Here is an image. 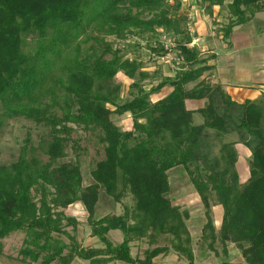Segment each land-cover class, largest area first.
<instances>
[{"label": "trees", "instance_id": "obj_1", "mask_svg": "<svg viewBox=\"0 0 264 264\" xmlns=\"http://www.w3.org/2000/svg\"><path fill=\"white\" fill-rule=\"evenodd\" d=\"M170 1L0 0V132L14 118L43 129L36 143L27 129L14 160L0 157V241L22 232L20 261L154 264L172 251L194 264L189 211L168 197V170L180 167L205 209L201 236L210 239L208 248L215 251L219 242L223 255L227 244L239 250L241 260L214 264H264V93L239 103L213 82L214 65L191 44L187 9L180 10L181 0ZM191 5L203 6L208 16L214 8L216 17L225 11V24L213 21L227 47L233 27L264 12V0H188ZM132 37L144 41L151 60L171 56L172 73L163 75L159 64L143 70L140 42ZM119 76L131 80L125 97ZM145 80L157 83L146 89ZM164 88L165 96L150 100ZM204 99L203 107H186L188 100ZM124 113L129 129L111 118ZM194 113L201 123H193ZM209 129L217 139L233 131L238 139L220 142L214 154ZM84 140L102 151L89 162L86 184L79 162L88 150ZM237 143L250 151L243 182ZM100 192L114 203L128 193L132 207L95 217ZM210 199L222 207L217 230ZM75 204L99 246L77 240L80 221L64 211ZM111 230L121 232V242L110 241ZM160 235L168 236L167 245L145 249L143 258L131 255L132 242L154 244Z\"/></svg>", "mask_w": 264, "mask_h": 264}, {"label": "rangeland", "instance_id": "obj_2", "mask_svg": "<svg viewBox=\"0 0 264 264\" xmlns=\"http://www.w3.org/2000/svg\"><path fill=\"white\" fill-rule=\"evenodd\" d=\"M171 3L173 2L170 1ZM181 9L184 10L187 9L186 12L190 17L191 22H189V29L194 35L191 39V44L196 45L199 48L200 51V57L203 59H206L207 64H211V60L209 58L210 53H216L217 56H219V60H221V64H224L227 62L225 60V52L227 44L220 39L219 36H221L222 33L216 34V23L214 24L213 20H217V17L214 16L216 13V8H214V14L212 16H208L204 12L203 6H194L191 5L188 7V0H181ZM225 11L221 10L218 19L223 20L221 24L226 23L225 19ZM256 24H260L258 19H263L264 21V13L261 12L258 15L256 14L255 18ZM260 20V21H261ZM236 27L232 28V31L235 30ZM231 31V32H232ZM248 31L249 32V38L250 41H252L253 44L257 47L258 44L257 41L259 40L258 34L256 29H248L246 27H241L238 32ZM215 32V36L213 37V34ZM263 37V34L261 38ZM109 39H112L109 37ZM231 39V37H230ZM131 41L135 42L139 40L140 46H139V54L143 61V70L147 72H152L156 65H161V72L163 75H170L172 73V70H170L171 65L170 62L171 56L166 55L163 58H155L154 60L149 59V50L145 49L144 41L132 37L129 39ZM129 40H126L128 42ZM169 41V39H166ZM214 41V43L212 42ZM230 41V40H229ZM118 42V40H117ZM232 42H230L231 44ZM118 46H122V41L118 43ZM215 46V48H214ZM216 50H211V49ZM230 49L231 55L229 56L232 62V65L227 66V69L230 71L229 73L234 76V78L231 80V84H234L236 87L231 86H222L223 90L229 94L233 99H236L237 102L241 103L245 100V98H249L251 100L256 99H262L263 96L261 93L264 92V83L254 84L252 85L253 79L250 78L251 82L249 80H243L242 79V73L246 72L247 70H233L236 67L242 66L243 64H240L241 62H236V60L232 57L233 52ZM260 50V49H255ZM126 55L128 57L134 56L133 53H128L126 51ZM246 67V66H245ZM224 68V72H225ZM237 71L238 73H235ZM211 72V71H210ZM205 74H208V71L205 72ZM220 75V73H218ZM238 75V76H236ZM120 77L121 82V96L125 97L126 89L128 84L131 82L130 79L125 78L123 76ZM211 79L213 82H217L215 77L211 76ZM157 83V80H145L144 81V87L147 89L151 84ZM224 85V84H223ZM259 87V88H257ZM262 91V92H261ZM168 92L167 88H164L161 92L152 94L150 96V100L155 101L163 96H165ZM264 101V98H263ZM198 104L202 107L205 105V99L202 101H198ZM264 104V102H263ZM200 106V107H201ZM193 107H196V104H194ZM112 120H115L116 123L122 128V129H129L131 127V117L129 113H124L120 116L111 117ZM202 122V117L200 114H193V123L199 124ZM27 129H30L31 137L36 143L38 140V136L42 133L43 129L41 126H36L32 122L26 121L23 118H14L7 121V123L3 126L1 132H0V157L1 161L4 163H8L9 161H12L15 159V156L18 153L19 150V143L20 140L24 137L25 132ZM208 140L212 145V151L213 153H217L219 149V143L220 142H234L238 139V135L235 131L231 133H227L225 135H222L220 139H217L215 136V132L213 130H207ZM73 136H76V134H73ZM93 142V141H92ZM86 143L85 140L82 141V145H87V153L84 155H81L79 157L80 162V169L82 172V178L84 179V184H86L89 181V177L87 174L89 162L93 159H99L102 156V151L99 146H96L94 143ZM235 150L237 152V162H236V168L239 173L240 179L239 181L243 182L247 176H248V159L250 158V151L246 149L244 146H242L240 143H237L234 145ZM70 151V150H69ZM42 158L45 160V156L41 155ZM69 157H71V154H69ZM168 177L170 182V191L168 194V197L170 200H172V203L175 205H179L181 209H187L189 211V218L185 219V224L188 229V232L191 235V248L194 253V264H214L219 261H234L241 259L239 250L234 247L233 244H227V255L222 254V247L219 242H216L214 245L215 251L212 249L210 250L208 248V242L210 239L203 240L201 236V230L206 222L205 217V209L199 199V196L195 192V189L190 182L187 173L180 167H174L170 170H168ZM212 198V197H211ZM132 199L129 196L128 193H126L120 200L119 203H114L109 197L103 194V192L99 193V199L95 208V217L101 216L105 213H115V214H121L123 212L124 206L132 207ZM208 208V213L212 219L213 225L215 226L216 230L219 228L220 219L222 215V207L219 204H213V201L210 199ZM66 214L74 215L78 220L80 221V224L77 226L75 236L77 240L81 243L82 246H99L100 243L98 242V239L96 237H91L89 228L85 224V217L86 213L81 208L79 204H75L73 206L68 207L64 210ZM67 230H70V227L67 228ZM110 241L113 243H119L122 240V234L118 230H111L107 234ZM24 237V234L22 232H14L10 234L8 237L2 239L1 242V255H0V264H28L27 262H22L19 260L20 256L18 255V250L21 247L22 239ZM65 241L66 238H63ZM147 238H143V240L134 241L131 243V255L137 256L138 258H143V251L147 248H152L156 245H164L168 244V236L166 235H160L156 242L154 244H148ZM215 252L217 254H215ZM38 263V262H36ZM51 264H57L56 262H53ZM70 264H88L87 260H80L75 259ZM107 264H127L120 261H115ZM154 264H186L185 261L177 257V254L174 252H170L167 255L158 256L154 259Z\"/></svg>", "mask_w": 264, "mask_h": 264}, {"label": "crops", "instance_id": "obj_3", "mask_svg": "<svg viewBox=\"0 0 264 264\" xmlns=\"http://www.w3.org/2000/svg\"><path fill=\"white\" fill-rule=\"evenodd\" d=\"M227 1L229 2L230 0H227ZM216 11H217V8H216ZM259 13H261V12H258L256 14L258 15ZM215 14H217V12ZM256 14L254 15V17L251 20L244 23L243 25L235 26L236 27L235 30H233L231 32L230 42H232V43L229 47H226V52L224 55H225V60L227 62L225 63V65L221 64V62H220L221 60L217 59V58H219V56H217L216 53L209 52L210 53L209 58L211 60L210 65H214L213 69L210 70L211 76L215 77L216 80H218V82H220L222 84V86H225V85L231 86L232 85L233 87H236L234 84L230 83L231 80L234 78V76L232 75V72L230 74L229 73L230 71L227 69V66L232 65V62L230 61L231 58L229 57L231 55V53H230L231 48H232L231 51H234L233 52L234 54L232 57L236 60V62H241L240 64H243V67L242 66L236 67L238 65L237 64L233 70H236V69L240 70V71L247 70L246 72L242 73V79L243 80H249V82H251L250 78H252L253 79L252 82H254V83H252V85H250V86H254L255 83L258 84V86H260L259 84L264 83V21H263V19L262 20L258 19L260 24H256V20L254 19ZM218 17H217L216 21L217 22H223L221 17H220V19H218ZM242 26L246 27L248 29H254V28L256 29L258 37H259V40L256 43V44H258L257 47L255 46V44L252 43V41H250L248 31H243L242 33L238 32V30ZM219 33H221V32H218L216 34L218 35ZM262 34H263V37L261 38ZM214 36H215V32L213 34V37ZM219 37L221 39V36H219ZM212 42L214 43V41H212ZM214 48H215V46H214ZM255 49H260V50H255ZM211 50H216V49L212 48ZM224 68L226 70L225 72H224ZM218 73H220V75ZM235 73H238V72L235 71ZM236 76H238V75H236ZM257 88H259V87H257ZM231 99H233V98L231 97ZM245 99H249V98H245ZM233 100L236 101V99H233ZM198 101H201V100H188V101H186V107L189 109H197L201 106L198 104ZM194 104H196V107H193ZM239 260H241V259H239Z\"/></svg>", "mask_w": 264, "mask_h": 264}]
</instances>
